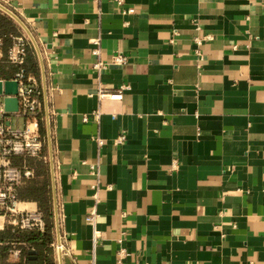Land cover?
Here are the masks:
<instances>
[{"label": "crops", "instance_id": "1", "mask_svg": "<svg viewBox=\"0 0 264 264\" xmlns=\"http://www.w3.org/2000/svg\"><path fill=\"white\" fill-rule=\"evenodd\" d=\"M0 4L41 53L31 45L71 252L60 264H92L95 207L97 264L117 261L121 238L126 262L264 264V0ZM120 53L126 65L94 69ZM100 85L131 90L100 101Z\"/></svg>", "mask_w": 264, "mask_h": 264}, {"label": "built area", "instance_id": "2", "mask_svg": "<svg viewBox=\"0 0 264 264\" xmlns=\"http://www.w3.org/2000/svg\"><path fill=\"white\" fill-rule=\"evenodd\" d=\"M119 6L124 5V0H116ZM124 15L135 13V9H123ZM10 45H6V36L0 31V62L6 63L14 68L10 78L0 77L3 84L2 93L0 94V231L10 227L12 232L15 231H38L44 232L46 222L42 212L34 202H22L18 196V190L25 180L32 179L35 175L34 170L26 166V159H37L43 156L44 141L42 138V124L45 123L44 105L41 100L42 89L39 86L38 79L32 74L25 72V64L28 57V48L32 45L29 36L10 35ZM198 44L201 40H196ZM99 43V40L96 41ZM93 54L98 56L99 50H94ZM200 56V53H198ZM128 58L123 54H116L109 63L97 61L93 67L97 71L108 69L110 65L124 66ZM16 82L18 91L10 95L6 93V82ZM131 90L128 85H121L115 92L107 91L102 85L97 89L96 96L101 101L108 98L110 101L120 102L124 98V92ZM93 96V95H91ZM95 96V95H94ZM17 99L18 108L16 111L7 110V100ZM95 121L99 122L101 112L96 111L92 114ZM89 116H85L83 121L88 122ZM100 146L103 141L96 138ZM127 140L126 135H121L115 140L116 145H122ZM46 159V157H45ZM18 163H23L19 165ZM96 173V166H91ZM96 191L95 200L98 203V183L93 186ZM111 189V187H109ZM24 206V207H22ZM99 217L97 207L86 217V222L94 227L93 236V262L95 260V247L100 233L95 229L97 218ZM59 231L60 222L58 219ZM119 251L117 261L114 264H144L141 262H126L130 253L124 247V239L118 240ZM2 243H0L1 249ZM55 258L58 264L62 263L64 256L71 255L70 248L66 239L61 232L56 234L53 243ZM22 250L18 246H13L9 250V260L17 262L20 260Z\"/></svg>", "mask_w": 264, "mask_h": 264}, {"label": "trees", "instance_id": "3", "mask_svg": "<svg viewBox=\"0 0 264 264\" xmlns=\"http://www.w3.org/2000/svg\"><path fill=\"white\" fill-rule=\"evenodd\" d=\"M0 31L6 36V45H10V35H22V30L15 21L0 11ZM25 72L33 74L40 80V70L35 57V50L28 48V57L25 64ZM14 68L0 62V77L10 78ZM42 138L45 140L46 128L42 125ZM48 146H44V154L41 158L26 159L25 164L34 170L32 179L25 180L18 190V196L22 202H34L42 212L46 228L44 232L15 231L10 227L0 231V264H58L55 258L53 243L56 239V215L54 210L53 192L51 186L50 164L48 158ZM19 165L23 163H18ZM18 246L22 250L19 261L9 260V250Z\"/></svg>", "mask_w": 264, "mask_h": 264}, {"label": "water", "instance_id": "4", "mask_svg": "<svg viewBox=\"0 0 264 264\" xmlns=\"http://www.w3.org/2000/svg\"><path fill=\"white\" fill-rule=\"evenodd\" d=\"M0 9L2 11H4L6 14H8L12 19H14L17 23H19V25L23 28V30L27 33V35L29 36L32 44L34 45L35 49L37 50L38 54L40 55V50L38 47V44L35 40V38L33 37L32 33L30 32V30L28 29V27L26 26V24L19 19L12 11H10L9 9L5 8L3 5L0 4ZM2 88H3V84L0 82V94L2 93ZM5 90L6 93L13 95L16 94L18 91V85L16 82H6L5 84ZM18 108V101L17 99H8L7 100V110L8 111H16ZM55 210L57 211V204H55ZM56 228H57V233H59V224H58V214L56 212Z\"/></svg>", "mask_w": 264, "mask_h": 264}, {"label": "rangeland", "instance_id": "5", "mask_svg": "<svg viewBox=\"0 0 264 264\" xmlns=\"http://www.w3.org/2000/svg\"><path fill=\"white\" fill-rule=\"evenodd\" d=\"M0 11L2 12V13H4V14H6L4 11H2L1 9H0ZM6 15H8V14H6ZM9 16V15H8ZM10 17V16H9ZM15 21V20H14ZM15 23L18 25V27H20V29L22 30V34H24V35H26V36H28L27 35V33L23 30V28L19 25V23H17L16 21H15Z\"/></svg>", "mask_w": 264, "mask_h": 264}, {"label": "bare ground", "instance_id": "6", "mask_svg": "<svg viewBox=\"0 0 264 264\" xmlns=\"http://www.w3.org/2000/svg\"><path fill=\"white\" fill-rule=\"evenodd\" d=\"M22 207H24V206H22Z\"/></svg>", "mask_w": 264, "mask_h": 264}]
</instances>
